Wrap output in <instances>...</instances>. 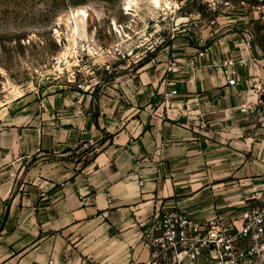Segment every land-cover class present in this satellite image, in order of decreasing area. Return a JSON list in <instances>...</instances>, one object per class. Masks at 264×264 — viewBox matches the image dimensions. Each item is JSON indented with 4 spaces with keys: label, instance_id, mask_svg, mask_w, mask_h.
<instances>
[{
    "label": "crops",
    "instance_id": "0c3cea01",
    "mask_svg": "<svg viewBox=\"0 0 264 264\" xmlns=\"http://www.w3.org/2000/svg\"><path fill=\"white\" fill-rule=\"evenodd\" d=\"M227 56L243 59L236 85L209 66ZM163 58L94 92L22 97L0 117V264H145L163 208L227 216L264 191V120L242 111L258 99L249 89L264 80V49L215 47L207 66L177 72ZM95 142L93 157L68 160Z\"/></svg>",
    "mask_w": 264,
    "mask_h": 264
},
{
    "label": "rangeland",
    "instance_id": "374dc122",
    "mask_svg": "<svg viewBox=\"0 0 264 264\" xmlns=\"http://www.w3.org/2000/svg\"><path fill=\"white\" fill-rule=\"evenodd\" d=\"M128 2L133 9L126 8ZM257 4L258 0H161L160 6L154 0H0V117L18 110L22 97L76 89L67 79L54 80L43 66L52 55L70 54L89 38L108 46L120 44L126 55L111 63L110 71L97 70V89L113 81L117 71L156 63L162 54L165 70L174 59H179L181 70L207 66L196 56L209 45L216 51L229 44L238 53L246 47L257 53L264 49V19L255 11ZM78 9L88 16H75ZM165 93L163 102L169 107L173 97L167 99ZM98 148L99 142L90 143L67 158L87 161Z\"/></svg>",
    "mask_w": 264,
    "mask_h": 264
},
{
    "label": "built area",
    "instance_id": "2783aa9c",
    "mask_svg": "<svg viewBox=\"0 0 264 264\" xmlns=\"http://www.w3.org/2000/svg\"><path fill=\"white\" fill-rule=\"evenodd\" d=\"M254 8L264 19V0H258ZM213 50V45L200 50L197 61L208 59ZM125 56L120 44L108 46L89 38L71 49L70 54L52 55L43 69L47 74L55 75L54 80L67 79L77 90L94 92L98 85L94 81L97 70L110 71L111 63L121 61ZM178 60L170 62L168 71H179ZM242 60L227 56L212 59L209 66L221 68L227 84L236 85ZM250 92L258 99L243 104L242 111L254 105L264 120V80L254 78ZM177 94L174 88L166 91L165 96L170 99ZM237 94L245 96L241 90ZM79 113L83 114V109ZM140 183L143 185L144 180ZM40 195L54 199V194L44 190ZM145 237L151 248V259L146 264H264V191L250 196L242 207L233 209L227 216L214 213L200 217L183 209L165 207L155 216Z\"/></svg>",
    "mask_w": 264,
    "mask_h": 264
},
{
    "label": "bare ground",
    "instance_id": "6f19581e",
    "mask_svg": "<svg viewBox=\"0 0 264 264\" xmlns=\"http://www.w3.org/2000/svg\"><path fill=\"white\" fill-rule=\"evenodd\" d=\"M155 1V4H157L158 6L161 5V0H154ZM168 7H170V3L168 2L167 5ZM127 9H133V3L132 2H128V6L126 7ZM75 16L77 17H80V15H85V16H88V13L86 10L84 9H78L75 13H74ZM75 32L77 31V27H75Z\"/></svg>",
    "mask_w": 264,
    "mask_h": 264
}]
</instances>
